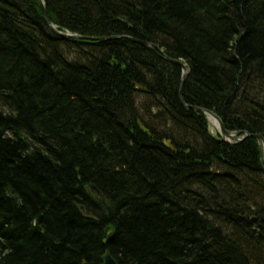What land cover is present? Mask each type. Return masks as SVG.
Returning a JSON list of instances; mask_svg holds the SVG:
<instances>
[{"label": "trees", "instance_id": "trees-1", "mask_svg": "<svg viewBox=\"0 0 264 264\" xmlns=\"http://www.w3.org/2000/svg\"><path fill=\"white\" fill-rule=\"evenodd\" d=\"M43 1L118 38L0 0V264H264L262 147L190 108L264 136V0Z\"/></svg>", "mask_w": 264, "mask_h": 264}, {"label": "water", "instance_id": "water-1", "mask_svg": "<svg viewBox=\"0 0 264 264\" xmlns=\"http://www.w3.org/2000/svg\"><path fill=\"white\" fill-rule=\"evenodd\" d=\"M42 6H43V10H44V14H45V19H46V22L48 23V25L52 28V30H54V32L62 35L64 38H67V37H73V38H85L86 40H91V41H107L109 39H115L113 37H82L80 35H68V34H63L61 33L60 31L56 30L54 28V26L52 25L49 17H48V14H47V11L46 9L44 8V3H43V0H38ZM141 43L142 45L146 46V47H149L150 45L147 43V42H139ZM172 63L174 64H177L178 66H180L182 68V70L184 71V76H183V80H182V86H183V83L187 77V74L189 72V69L187 68V66L182 63L181 61H177V60H171ZM181 97H182V88H181ZM194 110H198V111H202L206 114H209L212 118L216 119L219 123V126H220V130H221V133L223 134V136L227 139H231V140H235L237 142H240V141H243L245 140L246 138L248 137H252V138H256L259 140L260 142V145L262 146V148H264V137L260 134H249V133H246V132H242V133H232L230 131H227L224 127V124L222 122V120L214 113V112H211V111H207V110H204L202 108H199V107H190ZM263 167H264V158H263ZM104 264H117V262L115 261V259L112 257V255L110 253H106V255L104 256Z\"/></svg>", "mask_w": 264, "mask_h": 264}, {"label": "rangeland", "instance_id": "rangeland-1", "mask_svg": "<svg viewBox=\"0 0 264 264\" xmlns=\"http://www.w3.org/2000/svg\"><path fill=\"white\" fill-rule=\"evenodd\" d=\"M63 54L65 56V58L69 61V59L71 60H74L76 59L77 61H83V63H86V60L83 59V57H80L81 55L77 52L76 49L72 48V47H66L64 46L63 49ZM183 94V92H182ZM180 97H181V92H180ZM264 98V97H263ZM259 99L262 100V98L260 97ZM181 100L183 101V96L181 97ZM136 101L138 103V107L140 109V112L142 115H144V118L146 120H149L150 121V118L147 117L146 115L148 114V110H150V105L148 103L149 100H146V97L144 95H141L140 97L136 98ZM264 101V100H263ZM153 102V101H152ZM157 111V109H154V112ZM198 111V110H197ZM207 119L209 118L210 120H208L210 122V131L213 133V134H218V132H220V129H219V126L218 125H215L213 122H212V118L207 114ZM173 125L172 127L170 126V128L173 129ZM175 129V127H174ZM168 130V129H167ZM261 244L255 242V246L256 248L259 247ZM264 252V251H263ZM258 254V253H257ZM258 255H264V253H259ZM264 260V259H263Z\"/></svg>", "mask_w": 264, "mask_h": 264}, {"label": "bare ground", "instance_id": "bare-ground-1", "mask_svg": "<svg viewBox=\"0 0 264 264\" xmlns=\"http://www.w3.org/2000/svg\"><path fill=\"white\" fill-rule=\"evenodd\" d=\"M40 6H41V8L43 9V6H42V4H40ZM44 8H45V5H44ZM43 12H44V10H42ZM47 14H48V12H47ZM44 17H45V14H44ZM49 17V16H48ZM55 26V25H54ZM55 28L58 30V31H60L61 33H63V34H68V35H78V34H74V33H71V32H69V31H63V30H60V29H58L56 26H55ZM81 36V35H80ZM67 38H70V39H77V38H73V37H67ZM97 38H99V37H97ZM115 38H118V37H115ZM82 39H85V38H82ZM86 40V39H85ZM165 59L167 60V61H169V62H171V60H175V59H172V58H170V57H165ZM189 69V68H188ZM189 72H190V69H189ZM182 80H183V76H182ZM212 122L215 124V125H219L218 124V121L217 120H215L214 118H212ZM243 132H246V133H249V132H247V131H243ZM249 134H256V133H249ZM258 134V133H257ZM261 135V134H260ZM263 136V135H262ZM264 137V136H263ZM248 138H252V137H248ZM247 139V138H246ZM254 139H256V138H254ZM264 139V138H263ZM258 140V139H257ZM258 142H259V140H258ZM259 144H260V142H259ZM261 146V145H260ZM262 147V146H261ZM262 150H263V158H264V148H262ZM263 158H262V160H263Z\"/></svg>", "mask_w": 264, "mask_h": 264}]
</instances>
